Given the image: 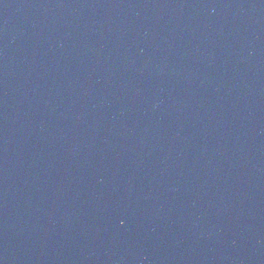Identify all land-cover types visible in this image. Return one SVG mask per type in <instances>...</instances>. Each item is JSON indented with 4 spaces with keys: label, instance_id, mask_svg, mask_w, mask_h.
Masks as SVG:
<instances>
[{
    "label": "water",
    "instance_id": "95a60500",
    "mask_svg": "<svg viewBox=\"0 0 264 264\" xmlns=\"http://www.w3.org/2000/svg\"><path fill=\"white\" fill-rule=\"evenodd\" d=\"M0 264H264V0H0Z\"/></svg>",
    "mask_w": 264,
    "mask_h": 264
}]
</instances>
